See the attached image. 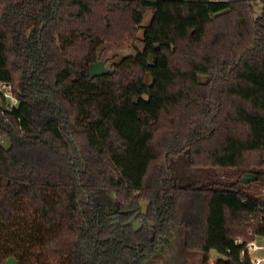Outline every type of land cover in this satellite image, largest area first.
I'll use <instances>...</instances> for the list:
<instances>
[{
	"label": "trees",
	"instance_id": "1",
	"mask_svg": "<svg viewBox=\"0 0 264 264\" xmlns=\"http://www.w3.org/2000/svg\"><path fill=\"white\" fill-rule=\"evenodd\" d=\"M0 83V264H147L173 229L177 264H250L234 240L264 233L243 182L264 188V0H0Z\"/></svg>",
	"mask_w": 264,
	"mask_h": 264
},
{
	"label": "rangeland",
	"instance_id": "2",
	"mask_svg": "<svg viewBox=\"0 0 264 264\" xmlns=\"http://www.w3.org/2000/svg\"><path fill=\"white\" fill-rule=\"evenodd\" d=\"M151 18V13L147 12L146 16L142 21V26H146ZM141 37V32L137 33V38ZM141 44L137 43H128L123 45H106L105 55L103 56V61L108 60L112 57L121 58L123 56H128L134 54L136 51L140 50ZM102 61V60H101ZM111 62V61H110ZM110 63L107 64L109 67ZM251 184L248 188L249 191L258 193V197L264 201V188L259 184H255V182L249 183ZM255 221L251 222V225L254 224ZM253 223V224H252ZM264 233L260 235H255V231L253 228H248L244 234L235 236V239H238L240 242L248 244L250 242H254L257 246H261L264 244L263 236ZM179 236L180 231L177 229L171 230V232L167 236V243H164L163 248L159 251V255H157L154 259H151L147 264H177L176 259L181 255L182 249H180L179 245ZM166 242V241H165ZM251 257L255 258H264L263 251H255L249 254ZM183 262L180 264H202V256L200 254L195 253H183ZM215 259L211 258L207 264H214ZM15 260L13 257H9L4 261V264H14Z\"/></svg>",
	"mask_w": 264,
	"mask_h": 264
},
{
	"label": "water",
	"instance_id": "3",
	"mask_svg": "<svg viewBox=\"0 0 264 264\" xmlns=\"http://www.w3.org/2000/svg\"><path fill=\"white\" fill-rule=\"evenodd\" d=\"M109 73H113V70L106 67L104 61H98L89 66V77L91 79L99 76H105ZM11 146V143L7 136L0 137V147L4 149L5 151L9 150ZM257 177L251 174H245L243 176V182L245 184H249L251 182L256 181ZM149 205V202H143L141 203L140 207L142 210V215H146L147 207ZM125 225H131L133 227V230L136 232L141 228V223L139 221L135 220V217L131 218ZM211 258L218 259L219 256L216 252L212 251L210 253Z\"/></svg>",
	"mask_w": 264,
	"mask_h": 264
},
{
	"label": "built area",
	"instance_id": "4",
	"mask_svg": "<svg viewBox=\"0 0 264 264\" xmlns=\"http://www.w3.org/2000/svg\"><path fill=\"white\" fill-rule=\"evenodd\" d=\"M0 96H2L6 101L8 100V104L6 105V110H9L11 107L16 105L17 101L13 98L11 94V86L7 83H0ZM264 240V235L262 236ZM234 243L237 245L243 244L238 239L234 240ZM255 251H263L264 252V244L261 246H257L254 242H250L245 245L244 249L240 253V262H244L246 255H248L250 264H264V258H255L251 257L249 254Z\"/></svg>",
	"mask_w": 264,
	"mask_h": 264
}]
</instances>
